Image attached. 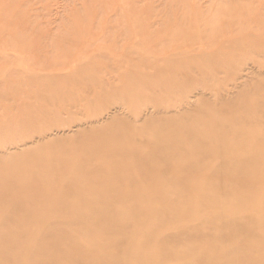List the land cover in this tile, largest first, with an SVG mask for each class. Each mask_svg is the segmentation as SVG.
I'll use <instances>...</instances> for the list:
<instances>
[{
  "label": "rangeland",
  "instance_id": "374dc122",
  "mask_svg": "<svg viewBox=\"0 0 264 264\" xmlns=\"http://www.w3.org/2000/svg\"><path fill=\"white\" fill-rule=\"evenodd\" d=\"M227 124L229 140L245 141L243 162L217 171L222 157H211L206 148L194 151L207 140L197 132L221 135ZM263 140L264 0H0V168L19 166L25 173L51 166L50 173L61 175L51 186L57 197L52 208L78 214L75 227L94 219L97 224L70 237L62 224L40 217V206L24 207L23 224L35 220L47 237H67L60 248L50 244L67 254L63 264H159L149 258L157 244L147 233L157 224L173 226L168 213L155 222L139 217L146 223L138 227L139 242L148 245L143 255L137 245L128 247L125 236L116 238L115 226L100 227L98 218L112 222L135 195L155 198L165 191L166 197L189 189L198 197V185L216 175L226 184L207 193L223 209L211 216L226 215L233 204L223 201L227 187L264 174ZM209 148L214 153L216 145ZM156 154L177 167L170 181L182 178V187L176 186L182 181L141 170ZM220 155L231 156L227 149ZM90 158L115 162V168L128 165V173L108 175L96 195H86L77 181L90 184L92 178L72 180L59 166L91 176L97 169ZM195 226L186 223L187 229ZM241 236L222 247L242 254ZM181 245L176 252H186ZM126 247L128 256L119 260Z\"/></svg>",
  "mask_w": 264,
  "mask_h": 264
},
{
  "label": "bare ground",
  "instance_id": "6f19581e",
  "mask_svg": "<svg viewBox=\"0 0 264 264\" xmlns=\"http://www.w3.org/2000/svg\"><path fill=\"white\" fill-rule=\"evenodd\" d=\"M220 127L225 129V132L221 135L216 134L213 129L208 132H205L204 129L197 132L199 140H204L205 138L207 140H204L194 150L204 152L203 148H206V153L211 157H222V163L218 166L219 169L217 171H221L224 168L223 164L231 162L239 164L243 162L240 159L242 155L241 145L244 146L245 144L244 140L243 142L241 140L239 142L229 140L230 137L228 138L227 135L228 124ZM96 137H99V135ZM103 143L98 148L99 152L103 151L101 150L104 147ZM236 144H238L237 147ZM210 145H216L214 153L209 148ZM260 146H263V142H261ZM184 149L183 152H185ZM226 149L231 156L220 155L221 150ZM91 151L94 152L95 150L92 149ZM179 157V155L173 156L175 158L173 163ZM183 157L184 160L187 159L185 154H183ZM94 160L95 162L90 165L95 166L94 170H97L90 174L91 176L87 174L79 176L80 172L75 173L68 168L59 167L61 173L66 175V177L69 176L72 180H80L85 177L92 178L91 186H88L90 184L86 182L83 184L81 181H77L86 192V195H89V193L96 195L95 190L100 187L99 185L105 186V181L116 178L118 174L126 175L128 173L126 168L128 165H124L123 168H115V162L110 163L109 161L90 158V161ZM139 163L142 162L139 161ZM147 164L145 163L141 168V170L143 169L144 172H147V175L152 173L149 171H154L158 176L162 175L164 179L170 181V178L177 174L178 169L171 165L169 157L163 158L160 154H156V157L152 158L149 168ZM168 165L173 167L170 168ZM0 169L1 174H3L0 177L2 187L0 189V212L4 213L0 214V264H63L64 261L61 258L67 254L60 249L53 251L54 247H50V244L55 242L60 248L64 241L67 240V237L63 236V239L59 237L60 235L47 237L39 231V227L43 224L35 220L28 224H23L24 207L40 206L39 211H43H40V217L45 221L51 217L50 220L53 224L57 222L62 224L64 229L69 232L68 235L70 237H72L73 231L78 232L83 231V229L96 228L95 219L92 222L82 221L80 228L75 227L77 221H79L78 214L75 216L68 214L66 211L57 214V207L52 208L55 207L52 206L53 201L57 203V197L51 186L61 177L59 173H50L51 169H48V172L35 169L33 172L20 173L19 166L7 167V165ZM52 170H55L54 166ZM187 171L189 173L190 170ZM96 175L102 177H97L100 181H96V184H94L93 178ZM108 175H111L110 179H107ZM198 176L196 175L195 177ZM209 176L211 175L208 174ZM182 180V178H176L175 182L174 180L170 182L179 184ZM223 180V175H216L215 180H206L202 188L199 184L198 192H196L199 193L198 197L191 196L192 192L189 189H181L184 193L177 194L175 192V195L168 194L166 197H164L165 191L158 192L161 195L155 198H142L140 195H135L134 198H131L133 200L131 205L127 207L128 210L123 214L121 212L117 213L116 218L112 222L110 220L104 221L103 217H99L100 227L104 225V222H108L113 227L115 226L116 238L122 240L120 236H125L127 241L130 242L128 247L131 248L137 245L136 251L138 255H143L146 254L148 245L146 242H139L138 227H144L148 221L155 222L157 216L162 218L168 213L167 220H170L173 226L167 228L164 225L157 224L156 227L147 233L148 237L153 236L150 239L155 240L157 244L156 250H153L156 255L149 257L153 262H158L159 264H233L235 262H240V264H264V174L259 175V177L250 175L247 181H240L239 185L235 184L227 187L226 196L230 198L227 197L223 201L225 204L230 201L233 204L224 209L226 215L222 214L212 217L213 212L223 209V203L218 204V201H213L216 199L214 197L210 200L207 191L214 189L215 185L224 186L226 182ZM184 184L185 181H182L181 185L176 186L180 188ZM152 192L147 193L151 194ZM50 195L51 198H48ZM44 199L46 200V205L43 208ZM209 200L213 202H209ZM262 201L263 203H261ZM248 202L250 203L249 206H245ZM6 206L10 208L7 212L4 211L7 208ZM36 209L38 210L37 207ZM43 209L47 211L46 214ZM174 211L176 212L175 218ZM131 214L134 217H129ZM114 216L115 214L111 215L110 219ZM247 216H255V220L252 223L245 222L244 218ZM139 217H143L146 223H141ZM188 221H194L196 226L192 229H187L186 223ZM47 222L49 224V220ZM15 224H17L16 226H21V229L15 228ZM47 229H50V227L48 226ZM241 234L243 238L239 243L244 248L242 254L234 255L233 249L222 247V244L234 245L238 243L237 237ZM105 237L109 238L108 235ZM98 239L102 241V237ZM176 244L185 246L186 252H176L174 249ZM125 249L129 250L127 247L123 248L119 260H124L128 256L129 252L126 253ZM99 264L106 263L99 262Z\"/></svg>",
  "mask_w": 264,
  "mask_h": 264
}]
</instances>
